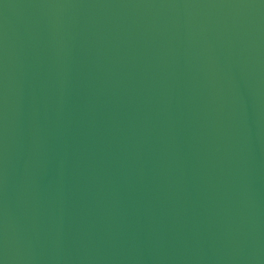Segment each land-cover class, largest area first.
Returning a JSON list of instances; mask_svg holds the SVG:
<instances>
[{"label": "water", "instance_id": "95a60500", "mask_svg": "<svg viewBox=\"0 0 264 264\" xmlns=\"http://www.w3.org/2000/svg\"><path fill=\"white\" fill-rule=\"evenodd\" d=\"M0 264H264V0H0Z\"/></svg>", "mask_w": 264, "mask_h": 264}]
</instances>
